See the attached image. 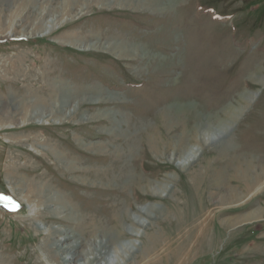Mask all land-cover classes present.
I'll use <instances>...</instances> for the list:
<instances>
[{
	"label": "rangeland",
	"instance_id": "obj_1",
	"mask_svg": "<svg viewBox=\"0 0 264 264\" xmlns=\"http://www.w3.org/2000/svg\"><path fill=\"white\" fill-rule=\"evenodd\" d=\"M143 1L0 0V264H264V0Z\"/></svg>",
	"mask_w": 264,
	"mask_h": 264
},
{
	"label": "bare ground",
	"instance_id": "obj_2",
	"mask_svg": "<svg viewBox=\"0 0 264 264\" xmlns=\"http://www.w3.org/2000/svg\"><path fill=\"white\" fill-rule=\"evenodd\" d=\"M153 3V0H147V1H143L142 2V4H146V6H148L149 4H152ZM139 4H140V2H139ZM144 5H143V7H144ZM146 6H145V8H146ZM139 7V6H138ZM75 33V32H74ZM94 34V33H93ZM98 34V33H97ZM78 35V34H77ZM114 35V34H113ZM73 35L72 34H69L67 37H72ZM95 36V35H94ZM108 36H110V35H108ZM79 37V36H78ZM112 37V36H111ZM118 39H121V40H119V42H117V44H112L111 46H109V47H111V50H113V51H117L118 50V56L119 57H125V58H127V59H132L129 55H126V54H132V52H131V50L129 49L130 47H128V45H127V38H126V36L124 37L123 35H118ZM106 38H107V36H106ZM110 38V37H109ZM115 39V38H114ZM76 40V39H75ZM77 40H79V39H77ZM116 40V39H115ZM129 40V39H128ZM127 41V42H126ZM113 42V41H112ZM110 43V42H109ZM103 44V43H102ZM106 48V47H105ZM104 48V49H105ZM127 49H129V50H127ZM115 53V52H114ZM116 103V102H115ZM163 117H164V115H163ZM165 125V128L164 129H167V130H169L170 131V135H172V134H174V132L179 128V127H176L175 128V126H177V125H174V126H172L171 124H169V123H165L164 124ZM186 131L184 130V129H182L181 130V134H180V136L179 137H183L184 136V134L183 133H185ZM215 133V132H214ZM117 135V134H116ZM123 135V134H122ZM127 135H129L128 137H130V134H128L127 133ZM120 136V135H119ZM126 136V135H125ZM124 138V137H123ZM179 139L180 138H171L170 140H168V143L170 144V145H173V148H175L176 147V145L179 143ZM213 138H207V142H210L211 140H212ZM181 140V139H180ZM214 140V139H213ZM171 142V143H170ZM181 142V141H180ZM134 145V143L133 144H131V147ZM129 146H130V144H129ZM195 152L196 151H192L190 154H188L187 155V157H185L184 158V160H187V159H189L190 157H192L193 156V154H195ZM119 156V155H118ZM116 159V158H115ZM118 160V159H117ZM73 164V163H72ZM70 166V165H69ZM77 166V165H76ZM75 166V167H76ZM261 168H262V166H260ZM71 168H73V167H71ZM260 168V169H261ZM75 169H77V167L76 168H74V170ZM82 169H84V168H82ZM86 170V169H85ZM241 170V169H240ZM239 170V172H241ZM84 171V170H83ZM243 171V170H242ZM76 172V171H75ZM96 172V171H95ZM106 172V171H105ZM246 172V171H245ZM244 172V173H245ZM74 173V172H73ZM112 174V173H111ZM124 174V173H123ZM261 175L263 174V176H264V170L260 173ZM129 175V174H128ZM127 175V176H128ZM124 176V175H123ZM129 178H130V176H128ZM245 177H247L246 175L245 176H243V178H245ZM116 180V179H115ZM127 180V177H125V181ZM254 180H257V178H256V176H255V179ZM260 182V181H259ZM259 182H257V181H255V183L254 184H251V187L253 188L254 187V185H255V187H257V185L259 184ZM261 184V183H260ZM245 186V185H244ZM228 188V187H227ZM251 188V189H252ZM121 189V188H120ZM235 194V192H232L231 190H229V192H228V194L227 195H222V194H220L219 195V201H220V203H222V204H226V203H230V202H232V201H236L237 200V197L234 195ZM235 196V197H234ZM251 216H253V215H251ZM247 217V216H246ZM110 218V217H109ZM110 220V222H112V221H114L115 219H113V218H110L109 219ZM92 224V223H91ZM110 231V230H109ZM105 232V231H104ZM107 233V232H106ZM119 233L122 235L123 233L121 232V231H119ZM109 234V233H108ZM71 238H72V236H66V237H64V240H63V242L64 241H67V240H71ZM104 240H100L99 242L98 241H92V242H89V246H88V248H85L84 250H82V252H80L78 255H70V256H68V257H65V261L66 262H71V263H73L74 262V259H76L77 257H78V259L79 260H81V263L82 264H87V263H90L91 262V260L92 259H94V258H99V257H101L102 255V253H104L105 252V248H107L106 247V245H105V240H107L106 238H107V236L105 237L104 236ZM69 240V241H70ZM112 240V239H111ZM60 243L62 242V241H59ZM76 243V242H75ZM74 243V241H70V243L65 247L66 249H74L76 246H77V244H75ZM76 254V253H75ZM80 263V264H81ZM97 264H121V263H119L118 261H116V262H108L107 260H106V258H102L101 259V261H99V263H97Z\"/></svg>",
	"mask_w": 264,
	"mask_h": 264
},
{
	"label": "snow or ice",
	"instance_id": "obj_3",
	"mask_svg": "<svg viewBox=\"0 0 264 264\" xmlns=\"http://www.w3.org/2000/svg\"><path fill=\"white\" fill-rule=\"evenodd\" d=\"M3 200L4 204L6 207L8 206H11V208L14 210L16 207H17V204L14 200H12L11 198H8V197H3V198H0Z\"/></svg>",
	"mask_w": 264,
	"mask_h": 264
},
{
	"label": "trees",
	"instance_id": "obj_4",
	"mask_svg": "<svg viewBox=\"0 0 264 264\" xmlns=\"http://www.w3.org/2000/svg\"><path fill=\"white\" fill-rule=\"evenodd\" d=\"M2 187V186H1Z\"/></svg>",
	"mask_w": 264,
	"mask_h": 264
}]
</instances>
